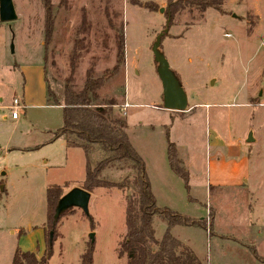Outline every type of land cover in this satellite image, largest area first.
Masks as SVG:
<instances>
[{"label": "rangeland", "instance_id": "374dc122", "mask_svg": "<svg viewBox=\"0 0 264 264\" xmlns=\"http://www.w3.org/2000/svg\"><path fill=\"white\" fill-rule=\"evenodd\" d=\"M169 1L51 0L47 35L43 1L12 0L16 18L0 21V264H13L14 229L24 247L43 256L52 231L46 189L58 185L64 194L83 185L80 148L66 154L57 141L28 149L62 124V108L45 101L44 76L61 98L67 79L77 90L89 68L104 75L121 32L125 63L103 82L99 101L114 99V114L128 123L156 205L205 224L174 225L171 235L206 264H264L251 251L264 257V0H221V10L186 8L169 18L160 49L186 93L185 111L162 107L151 48ZM13 98L26 106L18 121L11 118ZM168 142L179 166L188 171L189 163L187 183L169 169ZM117 173L108 168L101 176L114 180ZM132 194L96 188L88 215L68 208L54 221L47 264H80L89 248L92 264H125L119 245ZM153 226L161 238L165 221L155 218Z\"/></svg>", "mask_w": 264, "mask_h": 264}, {"label": "trees", "instance_id": "16d2710c", "mask_svg": "<svg viewBox=\"0 0 264 264\" xmlns=\"http://www.w3.org/2000/svg\"><path fill=\"white\" fill-rule=\"evenodd\" d=\"M42 1L46 11V34L49 35L52 26L51 0ZM64 1L60 0V3ZM220 4L221 0H174L168 2L166 14L171 19L174 14L186 8H196L201 12L208 8L221 10ZM117 39L116 60L113 67L101 76H95L93 70L89 68L79 89L75 90L71 80L67 79L60 98L50 89L44 76L46 103L62 108V124L54 131L53 137H63L67 146L82 150L85 158L83 180L85 190L116 188L125 193L127 189H133V194L126 196V232L119 245V254L125 257V264H206L193 256L191 251L169 231L174 225L197 226L205 229V224L156 205L143 160L132 146L126 132L125 118L114 114V99L99 101L98 90L103 82L125 63L123 32L117 36ZM43 70L45 72L44 66ZM166 154L170 170L176 175L183 176L187 183L188 172L179 166L173 143L168 142ZM108 168L118 171L116 179L101 176ZM62 195V188L58 185L46 189L47 222L52 234L54 208ZM155 218L166 223L161 238H156L154 235ZM52 240L53 237L50 241L49 238L47 239L45 254L39 258L33 252L16 248L12 258L13 264H47ZM251 251L260 262L264 263V257L258 256L253 248ZM80 264H92L91 248L81 255Z\"/></svg>", "mask_w": 264, "mask_h": 264}, {"label": "water", "instance_id": "95a60500", "mask_svg": "<svg viewBox=\"0 0 264 264\" xmlns=\"http://www.w3.org/2000/svg\"><path fill=\"white\" fill-rule=\"evenodd\" d=\"M159 11L162 12L163 8H159ZM15 18L16 13L12 0H0V21L7 22ZM168 22L169 17L166 20L164 29L157 34L151 46L156 64V73L162 86V107L171 111H185L188 103L186 93L160 49L161 39L168 32ZM253 141V131L249 129L246 134L245 142L250 143ZM89 198V191L80 187L71 188L57 200L54 208L53 220L56 222L59 216L71 207L79 208L85 215H88ZM51 238L52 232L49 233V241Z\"/></svg>", "mask_w": 264, "mask_h": 264}, {"label": "crops", "instance_id": "0c3cea01", "mask_svg": "<svg viewBox=\"0 0 264 264\" xmlns=\"http://www.w3.org/2000/svg\"><path fill=\"white\" fill-rule=\"evenodd\" d=\"M20 68V67H19ZM18 68V69H19ZM45 101H46V97H45ZM26 106H25V104H24V108H25ZM61 107V106H60ZM5 118V117H4ZM18 119H19V116L16 118V119H13V121H18ZM127 123V122H126ZM171 125V124H170ZM127 126H128V123H127ZM163 126H168V124H163ZM171 127V126H170ZM57 128H55V130H56ZM54 130V131H55ZM54 131H51L53 134H54ZM50 132V133H51ZM52 133H51V135H52ZM167 134H168V130H167ZM246 138V137H245ZM43 140H45V141H42V142H40V143H38V144H36V145H33L32 147H29L28 149H38L40 146H42V145H44V144H48V143H54V142H59L60 143V145H61V147H63V151L65 150V151H67L66 152V154H71V153H75L74 151H75V149H76V147H69V146H67V144H66V142H65V140L63 139V137H57V138H54V137H50V136H46L45 137V139H43ZM132 144V143H131ZM133 146V145H132ZM135 149V148H134ZM137 152V151H136ZM84 155V154H83ZM83 158H84V156H83ZM142 158V157H141ZM166 160H167V154H166ZM187 162H188V159L186 160ZM186 161H185V164H186ZM84 162H85V158H84ZM167 164H168V160H167ZM189 163H187V169H188V181H189V175H190V170H189V165H188ZM144 166H145V162H144ZM169 166V165H168ZM170 169V168H169ZM145 170H146V168H145ZM147 173V172H146ZM85 175V174H84ZM148 175V174H147ZM148 178H149V176H148ZM83 180H84V178H83ZM149 181H150V178H149ZM150 186H151V190H152V193H153V195H154V187H153V184L151 183V181H150ZM70 187H72V186H70ZM80 188H83V185H81L80 186ZM84 189V188H83ZM90 192V191H89ZM154 197H155V195H154ZM12 233H15V234H17V245H16V248H19L20 250H22V251H30L27 247H24V241L23 240H21V238H20V234H19V231H18V229H14V231H11ZM177 239V238H176ZM178 240V239H177ZM178 241H180V240H178ZM180 243L181 244H183L181 241H180ZM183 246H185V244L183 245ZM15 248V249H16ZM15 249H14V251H15ZM31 252V251H30ZM37 258H39L38 256H36Z\"/></svg>", "mask_w": 264, "mask_h": 264}, {"label": "built area", "instance_id": "2783aa9c", "mask_svg": "<svg viewBox=\"0 0 264 264\" xmlns=\"http://www.w3.org/2000/svg\"><path fill=\"white\" fill-rule=\"evenodd\" d=\"M9 108L11 109V118L16 119L19 116V109H23L24 104L20 103L17 98H13Z\"/></svg>", "mask_w": 264, "mask_h": 264}]
</instances>
